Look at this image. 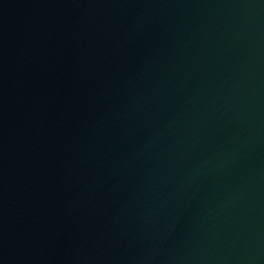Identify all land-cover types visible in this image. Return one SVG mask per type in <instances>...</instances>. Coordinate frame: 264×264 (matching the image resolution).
<instances>
[{"label":"water","instance_id":"1","mask_svg":"<svg viewBox=\"0 0 264 264\" xmlns=\"http://www.w3.org/2000/svg\"><path fill=\"white\" fill-rule=\"evenodd\" d=\"M0 264H264V0H0Z\"/></svg>","mask_w":264,"mask_h":264}]
</instances>
